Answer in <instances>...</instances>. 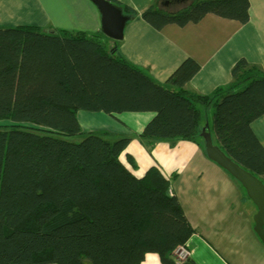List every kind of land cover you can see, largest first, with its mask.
<instances>
[{
    "label": "trees",
    "instance_id": "trees-1",
    "mask_svg": "<svg viewBox=\"0 0 264 264\" xmlns=\"http://www.w3.org/2000/svg\"><path fill=\"white\" fill-rule=\"evenodd\" d=\"M248 8V0H192L175 11L150 4L140 16L156 29L208 13L245 23ZM106 37L0 26V264H141L147 254L174 264L173 249L195 232L157 166L132 172L129 137L66 139L81 133L77 110L150 112L138 135L148 144L184 139L204 149L208 124L213 143L264 183V147L251 128L264 114L262 68L239 58L230 84L201 94L186 87L199 69L193 58L160 83Z\"/></svg>",
    "mask_w": 264,
    "mask_h": 264
},
{
    "label": "crops",
    "instance_id": "crops-1",
    "mask_svg": "<svg viewBox=\"0 0 264 264\" xmlns=\"http://www.w3.org/2000/svg\"><path fill=\"white\" fill-rule=\"evenodd\" d=\"M117 1L137 14L126 21L120 42L111 39L112 46L160 83L186 57L199 65L186 87L201 94L230 84L231 69L239 58L264 70V0H248L245 23L208 13L196 23L168 24L160 29L140 16L150 4L169 11L159 7L158 0ZM167 1L174 2L161 3ZM19 24L101 31L100 13L90 0H0V26ZM124 113L118 115L132 132L125 136L130 138L126 151L135 162L132 172L141 176L150 166H157L170 180V189L195 230L185 243L192 253L191 264H264V243L254 231L257 207L240 182L211 160L200 143L141 141L138 135L152 113ZM251 128L264 147V114L252 121ZM163 140L168 144H161ZM169 147L182 149L177 154L170 150L161 160L150 151L155 148L160 156L162 150L173 149ZM141 264L163 263L156 254H147Z\"/></svg>",
    "mask_w": 264,
    "mask_h": 264
},
{
    "label": "water",
    "instance_id": "water-1",
    "mask_svg": "<svg viewBox=\"0 0 264 264\" xmlns=\"http://www.w3.org/2000/svg\"><path fill=\"white\" fill-rule=\"evenodd\" d=\"M100 13L101 31L113 40L123 37L124 27L129 16L109 0H90ZM206 155L236 178L246 191L247 196L256 205L253 215L254 231L264 243V183L248 170L226 155L218 145L213 143L208 124L201 128Z\"/></svg>",
    "mask_w": 264,
    "mask_h": 264
},
{
    "label": "rangeland",
    "instance_id": "rangeland-1",
    "mask_svg": "<svg viewBox=\"0 0 264 264\" xmlns=\"http://www.w3.org/2000/svg\"><path fill=\"white\" fill-rule=\"evenodd\" d=\"M188 2H189L188 0H181L179 2H176L174 0V2L167 1L165 3H161V0H159L158 4H159V7H161V8H164V9L169 10V11H172V10L175 11V10L179 9L180 7H183L186 4H188ZM104 40L107 43L108 47L113 45V43H112L113 41H115L116 43L120 42L118 40L112 41L111 38H109V37H106ZM125 114L126 113H124L123 115L121 114L122 115L121 119L125 118V116H126ZM76 117H77L79 124H80L81 133L78 135L66 137V139H68V140L79 141L80 139L85 137L89 132H92L95 134H100L102 131H107V132H109V135H107L105 137L110 139V140H114L117 137L128 136L132 133L129 128L124 126V121L119 119L120 118L119 115L113 116V115L104 113L102 111L77 110L76 111ZM208 118H209L210 123H211V121H212L211 120V118H212L211 112L208 114ZM161 142H162L161 144H168L166 140H163ZM169 148H173V147H169ZM181 149H182V147H180L179 149L178 148L169 149V151L162 150V152L160 153V156L157 153H155V148L154 149L151 148L150 151L153 152L152 156L156 160H161L160 157L164 158V157L168 156L171 152L170 150H173V152L177 154L178 152L181 151ZM184 151H185V149L182 150V154L185 153ZM140 162H142V161H140ZM135 172H137V171H135Z\"/></svg>",
    "mask_w": 264,
    "mask_h": 264
},
{
    "label": "built area",
    "instance_id": "built-area-1",
    "mask_svg": "<svg viewBox=\"0 0 264 264\" xmlns=\"http://www.w3.org/2000/svg\"><path fill=\"white\" fill-rule=\"evenodd\" d=\"M174 264H191V251L185 243L178 244L172 251Z\"/></svg>",
    "mask_w": 264,
    "mask_h": 264
},
{
    "label": "flooded vegetation",
    "instance_id": "flooded-vegetation-1",
    "mask_svg": "<svg viewBox=\"0 0 264 264\" xmlns=\"http://www.w3.org/2000/svg\"><path fill=\"white\" fill-rule=\"evenodd\" d=\"M180 1V0H179Z\"/></svg>",
    "mask_w": 264,
    "mask_h": 264
}]
</instances>
